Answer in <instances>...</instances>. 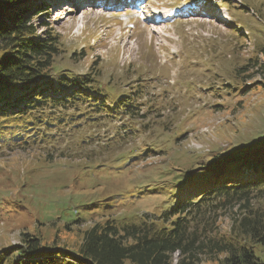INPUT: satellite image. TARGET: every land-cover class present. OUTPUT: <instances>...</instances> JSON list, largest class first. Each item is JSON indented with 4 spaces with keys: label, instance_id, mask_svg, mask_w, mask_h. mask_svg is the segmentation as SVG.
Instances as JSON below:
<instances>
[{
    "label": "rangeland",
    "instance_id": "374dc122",
    "mask_svg": "<svg viewBox=\"0 0 264 264\" xmlns=\"http://www.w3.org/2000/svg\"><path fill=\"white\" fill-rule=\"evenodd\" d=\"M75 1L49 7L37 24L48 21L64 40L56 74L91 77L97 60L95 96L112 103L56 111L46 124L42 114L25 133L0 141V254L23 232L77 248L95 222L159 216L183 191L180 174L198 179L204 175L189 170L210 154L264 144V0H142L132 9ZM144 2L196 11L158 24L141 10ZM215 10L230 22L214 20ZM220 221L228 235L231 219ZM254 250L263 257L259 243Z\"/></svg>",
    "mask_w": 264,
    "mask_h": 264
},
{
    "label": "trees",
    "instance_id": "16d2710c",
    "mask_svg": "<svg viewBox=\"0 0 264 264\" xmlns=\"http://www.w3.org/2000/svg\"><path fill=\"white\" fill-rule=\"evenodd\" d=\"M26 1L0 0V141L28 131L42 114L46 124L53 112L87 105L99 91L97 60L89 68L91 77L55 74L64 40L49 30L48 21L37 24L36 18L49 15L48 5L30 0V7ZM263 70L261 63L259 73ZM101 99L92 106H106L107 99ZM240 148L210 154L189 170L204 175L198 179L180 174L176 182L184 185L176 188L183 191L159 216L95 222L77 248L45 245L38 234L23 232L20 244L4 248L0 264H173L177 251L178 264H264V144ZM221 217L231 219L228 235L220 231ZM256 243L263 257L255 252Z\"/></svg>",
    "mask_w": 264,
    "mask_h": 264
},
{
    "label": "bare ground",
    "instance_id": "6f19581e",
    "mask_svg": "<svg viewBox=\"0 0 264 264\" xmlns=\"http://www.w3.org/2000/svg\"><path fill=\"white\" fill-rule=\"evenodd\" d=\"M101 1H103V0H101ZM114 5H115V6H120V3H117V4L115 3ZM115 6H114V7H115ZM218 18H219V15H218ZM226 19H228V18H226ZM224 21H225V20H224ZM219 123H220V122H219ZM220 124H221V123H220ZM214 125H215V124H214ZM216 126H217V124H216ZM201 129H203V128H201ZM213 129H214V127H213ZM203 130H204V129H203ZM209 131H210V130H209ZM200 132H201V131H200ZM207 133H208V132H207ZM205 134H206V133H205ZM191 135H192V134H191ZM208 135H209V134H208ZM215 135H216V134H215ZM201 147H203V146H201Z\"/></svg>",
    "mask_w": 264,
    "mask_h": 264
}]
</instances>
